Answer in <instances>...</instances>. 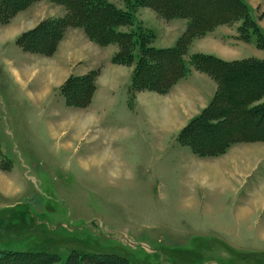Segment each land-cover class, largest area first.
I'll return each mask as SVG.
<instances>
[{
    "label": "rangeland",
    "instance_id": "rangeland-1",
    "mask_svg": "<svg viewBox=\"0 0 264 264\" xmlns=\"http://www.w3.org/2000/svg\"><path fill=\"white\" fill-rule=\"evenodd\" d=\"M105 1L137 44L67 27L69 0H0V264H264V110L247 115L264 108V0H243L256 33L244 10L201 31L166 0ZM190 1L204 19L234 5ZM155 49L188 71L172 81Z\"/></svg>",
    "mask_w": 264,
    "mask_h": 264
},
{
    "label": "trees",
    "instance_id": "trees-1",
    "mask_svg": "<svg viewBox=\"0 0 264 264\" xmlns=\"http://www.w3.org/2000/svg\"><path fill=\"white\" fill-rule=\"evenodd\" d=\"M69 8H70V17L65 18L63 20V22L61 23H66L67 27L69 26H82L85 28V30L87 32H89L90 34H95L97 35L96 38L98 39L99 36L101 38L102 35H104L106 38L105 40L110 39L109 34L112 33L114 35L115 40L119 39V40H129L132 42L133 45L137 44L138 39L135 38L134 32L137 33V31L134 32H119L117 31L116 27L113 26L116 25L117 23H121L123 25H132V23L135 21L133 20V15H132V11L129 12H119L117 11V9L114 8V6L111 3L106 2L105 0H69ZM224 1H228V2H234V5H239V7L241 8V10H237L236 7L231 6H227V7H222L221 9H219L220 11H222L221 15H219V17H213L210 16L208 19H204V17H201L198 15H196V13L198 14V10L195 7H192V2L190 3H186V5L178 7L176 6V2L177 0H166L165 3L168 5L169 10H168V14L169 16L173 15L174 11L176 10V14H178L177 16H183L186 15L187 13H190L192 15V19H193V24L194 26L197 25L199 30H203L205 28V26L210 25L209 23L212 22H218L221 19H230L233 18L234 16H236L239 12L244 10V17L246 16V18L243 20V23L240 27V29H251L256 23L254 21V19L251 16H248L247 11H248V5L247 3H245L243 0H224ZM188 2V1H186ZM165 4V5H166ZM164 5V6H165ZM167 7V6H166ZM166 7H159L160 9H162V12H165V9H167ZM238 8V7H237ZM239 11V12H238ZM166 13V14H167ZM242 13V12H241ZM200 18V19H199ZM205 21V22H203ZM196 22V23H195ZM256 29V30H254ZM251 29L254 31V33L257 32V28ZM106 33V34H104ZM131 39V40H130ZM100 40V39H99ZM149 51H152L153 48H146ZM157 54H168L169 53V57L170 60L168 61V63H165L164 66L165 68L169 67L170 69V74H169V78L173 80H179L181 77L184 76V72H187V65L185 64V62L182 60L181 58V51L180 49H171V50H157L155 49ZM199 60L201 59V61L203 62H209L211 64L214 65H222V66H227L232 68L233 70H235L236 66L234 64H238L239 62L236 63H219L220 60L212 57V56H203L198 58ZM197 59V60H198ZM246 62H241L240 64H243L242 66L244 67ZM255 66H257L258 68H263L264 67V62H254ZM216 65V66H217ZM230 65H234L230 66ZM163 66V67H164ZM224 66V67H225ZM203 67V66H202ZM201 67V68H202ZM166 68V69H167ZM200 68V69H201ZM243 74V72L241 73V75ZM167 75V74H166ZM264 78V77H263ZM258 110H264V108H255L252 109L251 111L248 112V116L253 115V113ZM195 121H199L201 123L202 119L201 117H196L193 122ZM199 124V123H197ZM5 254V255H4ZM3 256H1L2 258L7 257L6 253H4ZM13 255H17L18 253H12ZM30 254V253H29ZM23 255H27V253H23Z\"/></svg>",
    "mask_w": 264,
    "mask_h": 264
},
{
    "label": "crops",
    "instance_id": "crops-1",
    "mask_svg": "<svg viewBox=\"0 0 264 264\" xmlns=\"http://www.w3.org/2000/svg\"><path fill=\"white\" fill-rule=\"evenodd\" d=\"M125 31V30H124ZM68 44L69 45H67V48H69V46H71V41H70V39L68 40ZM87 49V48H86ZM55 57V56H54ZM56 58V57H55ZM53 60H56V59H54L53 58ZM108 68H112V67H108ZM112 69H114V68H112ZM187 81H188V79L186 80V81H182V82H180V83H178L177 84V87L175 88L176 90H177V93L175 92H172L171 94H169L168 96H167V101H172V96L174 97V99H176V101H175V106H176V110L177 111H179V109L182 107V105L184 106V104H185V99H186V97L187 96H189V95H186V93L184 94V92L183 91H185L186 89H187V84H185V83H187ZM182 86V87H181ZM178 90H179V92H178ZM171 95V96H170ZM145 96H154L153 97V102H155V105H156V107H147V109H145L146 111H147V113H149L150 115H152L153 116V113L155 112V111H158V112H163L162 111V106H163V102H162V99L163 98H158V96L159 95H153V94H148V95H145ZM175 96L177 97V98H175ZM166 98V97H165ZM194 101H196V100H190V102H191V106H195V103H197L198 102V100L194 103ZM204 103V98H203V96L201 97V102H200V104L199 105H203V103ZM170 104L172 105V106H174V103H173V101L172 102H170ZM140 106H141V102H140V104H138V106H137V108L139 107V110H140ZM196 107V106H195ZM199 109V108H198ZM138 114H139V112H138ZM170 114V112L169 111H167V113L165 114H162L163 116H162V118H164V120L166 121V123L168 124L169 123V121H170V123H169V125L171 124V126H172V130L171 131H174V132H176V131H180V129L181 128H179L182 124H183V122L185 121V115H178V116H176V112H173V114L172 115H170V116H168ZM165 115H167V116H165ZM167 117H169V118H167ZM239 147V145H237V146H235V148H238ZM248 147V146H247ZM234 148V149H235ZM229 153V152H228ZM238 153V152H237ZM245 159L247 160V158L245 157ZM232 160V163H233V166H234V168H235V161H234V159H231ZM245 160V161H246ZM235 170H236V172H240L238 169H236L235 168ZM241 173V172H240ZM242 173H244V172H242Z\"/></svg>",
    "mask_w": 264,
    "mask_h": 264
}]
</instances>
